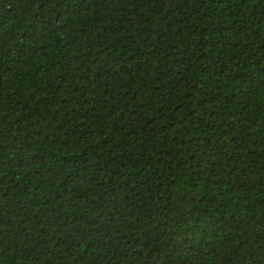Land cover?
I'll return each mask as SVG.
<instances>
[{"label":"trees","instance_id":"16d2710c","mask_svg":"<svg viewBox=\"0 0 264 264\" xmlns=\"http://www.w3.org/2000/svg\"><path fill=\"white\" fill-rule=\"evenodd\" d=\"M0 264H264V0H0Z\"/></svg>","mask_w":264,"mask_h":264}]
</instances>
